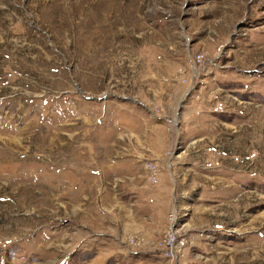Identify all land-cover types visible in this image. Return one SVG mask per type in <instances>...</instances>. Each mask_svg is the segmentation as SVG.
I'll return each mask as SVG.
<instances>
[{
	"label": "rangeland",
	"instance_id": "1",
	"mask_svg": "<svg viewBox=\"0 0 264 264\" xmlns=\"http://www.w3.org/2000/svg\"><path fill=\"white\" fill-rule=\"evenodd\" d=\"M2 96L0 264H264V0H0Z\"/></svg>",
	"mask_w": 264,
	"mask_h": 264
},
{
	"label": "built area",
	"instance_id": "2",
	"mask_svg": "<svg viewBox=\"0 0 264 264\" xmlns=\"http://www.w3.org/2000/svg\"><path fill=\"white\" fill-rule=\"evenodd\" d=\"M195 61L200 62L201 61V56H198L197 60L195 59ZM149 171L151 173L155 174V167L154 166H150L149 167ZM154 180H155V178H154ZM168 218H169L170 221H173L175 219V214L174 213H170L168 215ZM184 243L185 242L182 239V237H180L175 231H173L172 226L169 224L168 228L166 230V236H165V240H164V244H165V246H164V254L169 259L174 260L180 254V251H181L182 247L184 246Z\"/></svg>",
	"mask_w": 264,
	"mask_h": 264
},
{
	"label": "crops",
	"instance_id": "3",
	"mask_svg": "<svg viewBox=\"0 0 264 264\" xmlns=\"http://www.w3.org/2000/svg\"><path fill=\"white\" fill-rule=\"evenodd\" d=\"M6 97V96H5ZM4 98V96H2V97H0V99H3ZM115 184V183H114ZM102 186L104 187L105 185L104 184H102Z\"/></svg>",
	"mask_w": 264,
	"mask_h": 264
}]
</instances>
